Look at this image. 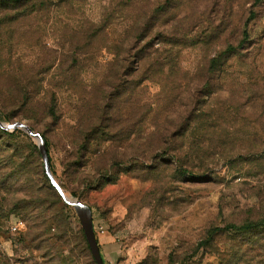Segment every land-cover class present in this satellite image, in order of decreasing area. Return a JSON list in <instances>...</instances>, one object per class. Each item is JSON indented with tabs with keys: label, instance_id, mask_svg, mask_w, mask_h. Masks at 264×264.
I'll return each mask as SVG.
<instances>
[{
	"label": "rangeland",
	"instance_id": "rangeland-1",
	"mask_svg": "<svg viewBox=\"0 0 264 264\" xmlns=\"http://www.w3.org/2000/svg\"><path fill=\"white\" fill-rule=\"evenodd\" d=\"M168 1L31 0L0 29V116L48 141L104 264H264V230L228 228L264 218V0ZM14 132L0 264H95L38 141Z\"/></svg>",
	"mask_w": 264,
	"mask_h": 264
},
{
	"label": "water",
	"instance_id": "water-1",
	"mask_svg": "<svg viewBox=\"0 0 264 264\" xmlns=\"http://www.w3.org/2000/svg\"><path fill=\"white\" fill-rule=\"evenodd\" d=\"M0 129L11 132L16 130L24 131L28 136L32 139L38 141V150L41 155L43 164H44V171L49 179L52 187L58 192L61 196L63 201L68 205L75 209L78 219L80 221L81 227L83 229L87 244L89 246L90 252L96 264H104L103 258L100 252L99 244L95 235L94 231V223L91 215V211L85 207L79 201H72L70 200L64 193L61 186L57 183L50 163L49 153L46 147V144L39 133H36L32 128L23 124V123H14V124H5L0 120Z\"/></svg>",
	"mask_w": 264,
	"mask_h": 264
},
{
	"label": "trees",
	"instance_id": "trees-1",
	"mask_svg": "<svg viewBox=\"0 0 264 264\" xmlns=\"http://www.w3.org/2000/svg\"><path fill=\"white\" fill-rule=\"evenodd\" d=\"M30 1L31 0H0V29L6 25H9V24H12L14 23L15 21H17V18L19 17L20 13L26 9H31L29 6L31 5L30 4ZM170 2V0L168 1ZM255 3L258 4L260 3V0H255ZM168 5L165 4L163 6H161L159 8V12L160 11H164V9L166 8L165 6ZM251 17H254V14H251ZM245 36H246V33H245ZM4 35L1 34L0 32V44H4ZM241 47L243 45H240ZM233 50V48H229V50L227 51H231ZM237 51V50H235ZM227 54V53H226ZM139 62H144L143 58L142 59H138ZM220 62V60L217 58V59H213L211 61L212 65L215 67L218 63ZM51 117H53V119H55L56 121H58V114H57V106L56 104H53V106L50 107V114H49ZM0 120L3 122V119L2 117L0 116ZM3 132L8 135L9 133L7 131H4ZM14 133L16 134H20L22 135L24 138H29V136L27 134H25L24 132H22L21 130H16ZM45 144H46V147H47V150H48V153H49V145H48V141L45 140L44 137H42ZM36 149V148H35ZM40 154V153H39ZM49 157H50V153H49ZM38 158L42 159L41 158V155L40 157L38 156ZM50 163H51V159H50ZM51 169H52V165H51ZM53 172V170H52ZM54 175V173H53ZM42 176L44 177V179L46 180V183L48 184V187L49 189L54 193V195H56L57 197V191L52 187L49 179L47 178L45 172H42ZM55 177V175H54ZM62 188V187H61ZM67 207V205H66ZM7 217V216H6ZM2 218H5L2 217ZM228 228L230 229H240V230H264V218L261 219L260 221L256 222L255 224H245L241 227H237L235 225L233 226H228ZM87 242V241H86ZM99 244V243H98ZM88 245V244H87ZM89 248V246H88ZM90 250V249H89ZM96 264V263H95Z\"/></svg>",
	"mask_w": 264,
	"mask_h": 264
},
{
	"label": "crops",
	"instance_id": "crops-1",
	"mask_svg": "<svg viewBox=\"0 0 264 264\" xmlns=\"http://www.w3.org/2000/svg\"><path fill=\"white\" fill-rule=\"evenodd\" d=\"M111 241H112V240L109 239V238H104V239H103V242H102V243L105 245V246H104V250L107 251V253H108L107 256H108L109 259H111V254H112V251H111V249H110V247L112 246ZM103 252H104V251H102V253H103Z\"/></svg>",
	"mask_w": 264,
	"mask_h": 264
},
{
	"label": "built area",
	"instance_id": "built-area-1",
	"mask_svg": "<svg viewBox=\"0 0 264 264\" xmlns=\"http://www.w3.org/2000/svg\"><path fill=\"white\" fill-rule=\"evenodd\" d=\"M24 228V222L17 221L11 228L13 233H18Z\"/></svg>",
	"mask_w": 264,
	"mask_h": 264
}]
</instances>
